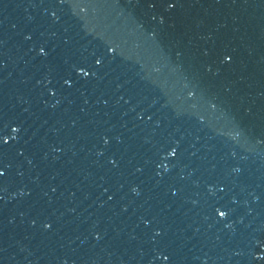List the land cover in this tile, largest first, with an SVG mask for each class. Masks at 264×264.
Returning a JSON list of instances; mask_svg holds the SVG:
<instances>
[{
    "label": "water",
    "instance_id": "water-1",
    "mask_svg": "<svg viewBox=\"0 0 264 264\" xmlns=\"http://www.w3.org/2000/svg\"><path fill=\"white\" fill-rule=\"evenodd\" d=\"M0 264H264V0H0Z\"/></svg>",
    "mask_w": 264,
    "mask_h": 264
},
{
    "label": "snow or ice",
    "instance_id": "snow-or-ice-1",
    "mask_svg": "<svg viewBox=\"0 0 264 264\" xmlns=\"http://www.w3.org/2000/svg\"><path fill=\"white\" fill-rule=\"evenodd\" d=\"M221 215H223V213H221Z\"/></svg>",
    "mask_w": 264,
    "mask_h": 264
}]
</instances>
